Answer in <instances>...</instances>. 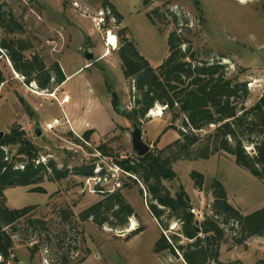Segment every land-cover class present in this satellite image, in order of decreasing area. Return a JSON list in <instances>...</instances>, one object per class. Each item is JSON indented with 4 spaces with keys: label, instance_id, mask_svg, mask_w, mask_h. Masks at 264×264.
I'll list each match as a JSON object with an SVG mask.
<instances>
[{
    "label": "rangeland",
    "instance_id": "374dc122",
    "mask_svg": "<svg viewBox=\"0 0 264 264\" xmlns=\"http://www.w3.org/2000/svg\"><path fill=\"white\" fill-rule=\"evenodd\" d=\"M107 3L113 4L120 13L119 21L111 15ZM0 7L10 11L21 26V31H14V35L23 40L22 45L28 48L25 55L38 54L46 67L58 62L64 73L72 74L65 85L69 96H74L78 104L84 105L91 88L92 94L98 96L101 106L98 109L106 113L107 121H110L109 128L88 126L79 130L73 120H78V112H82L77 107L76 111H72L73 119L67 113L73 131L68 128L44 130L45 121L59 115L58 104L49 92L41 90L36 83L34 85V81L25 84V77L12 69L8 59H3L1 66L5 81L0 85V131L7 133L14 122L21 126L25 141L37 149V162L52 159L59 169L94 165V174L98 171L105 175L110 170L114 173L113 169L117 166L113 163L115 157L136 156L130 136L133 121L126 117L132 102L129 84L123 77L117 54L120 46L118 32L126 29L125 36L134 40L140 54L155 67L166 58L167 36L175 28L166 21L150 24L145 16L147 10L168 9L178 15L179 24L185 25L187 21L189 33L186 37L190 40V51L195 53L198 61L219 60L226 65L229 78L245 83L248 90L244 100L246 107L264 95V0H160L147 9L142 6L141 0H0ZM96 16L102 18L99 30L93 19ZM108 32L111 33L108 42L112 37L115 45L107 44ZM2 36L0 30V38ZM85 49L93 53L90 60L83 55ZM59 86L52 87L57 96L63 93L57 89ZM112 91L118 97L115 106ZM19 95L24 101L22 105ZM22 95L34 101L38 118ZM91 103L88 99L86 104L90 106ZM153 108L155 111L160 108L161 114L149 115L148 112L139 126L143 141L151 150H156L166 147L178 137L175 129L167 127L174 125L180 128L182 116L173 120L172 114L164 110L165 105L159 103ZM97 111L99 116L101 111ZM104 116L102 113L99 119L103 120ZM111 116L114 118L111 119ZM38 121L42 133L36 136L34 127ZM214 128L215 125H209L196 133L204 138ZM86 131H91L88 138L83 136ZM19 148V144L9 146L12 153ZM101 148L107 154H103ZM246 148L253 153L251 145ZM171 166L178 178L162 183L172 195L182 184L197 212H210L212 197L209 185L213 179L226 186L234 206L242 214L264 205V180L239 167L228 154L217 153L204 160L177 159L171 162ZM191 170L204 175L201 190L194 187L189 176ZM113 175L111 180L96 186L94 191L84 186L86 176L76 174H69L59 181L45 179L40 186L45 188L46 193L29 191V187L6 189L4 192L9 207L32 206V217L42 218L46 223L42 234L41 227L30 228L23 223L24 220L16 224L19 232L13 237L14 259L7 264H52L57 251H65L68 246L72 258L67 264H185L179 251L177 256L168 252L162 256L154 251L160 233L171 236L178 230V223L166 221L163 217L166 227L161 229L150 214L145 190L142 194L140 192L142 184L131 180L124 170ZM114 190H120L135 211V216L128 219L125 227L99 226L90 219H77L82 210L100 200L103 192ZM66 209H70L73 216L65 220L61 212ZM195 219L202 220L200 217ZM132 221L134 227L131 229ZM137 227L143 230L129 238L130 231ZM74 230L78 231L76 250L71 249ZM58 239L63 240V249L57 248ZM187 242L185 237L178 240L179 244ZM246 243L249 244L245 248L239 246L234 250L222 244L220 259L229 264H256L264 256V238L253 236ZM32 245H37L34 254L28 250Z\"/></svg>",
    "mask_w": 264,
    "mask_h": 264
},
{
    "label": "trees",
    "instance_id": "16d2710c",
    "mask_svg": "<svg viewBox=\"0 0 264 264\" xmlns=\"http://www.w3.org/2000/svg\"><path fill=\"white\" fill-rule=\"evenodd\" d=\"M160 0H141L147 9ZM110 6L111 15L119 21L120 13L115 6ZM146 19L152 25L166 21L174 25L168 33V54L158 65L152 66L137 49L133 39L125 36L126 29L118 32L120 46L117 50L121 71L129 84L132 106L126 117L140 124L156 103L165 105V111L172 114L173 120L182 116L181 127L169 125L177 131L178 137L164 148L149 150L143 156L115 157L114 164L122 168L134 182L141 183L148 197V209L161 229L166 227L165 220L178 223V230L166 236L160 233L156 240L155 253L164 256L165 252L177 256L181 253L185 264H229L219 260L220 246L227 244L228 249L246 247L247 240L253 236L264 238V205L250 213L242 214L229 203L225 186L216 179L209 185L212 197L209 214L202 220H196L190 209L193 207L182 184L172 195L162 181L178 178L171 166L177 159L204 160L217 153H225L234 158V162L258 179L264 180V95L246 107L244 100L248 96L245 83L233 81L227 75V67L219 60L198 61L195 53L190 51L187 21L179 24L178 15L168 9L154 8L145 12ZM0 85L5 81L2 60L8 59L12 69L25 77V84L34 81L41 90L51 92L54 85H61L65 75L54 62L46 67L38 54L25 55L28 49L23 40L14 35L21 31V26L10 11L0 7ZM184 46V47H183ZM225 58V55H220ZM19 103L24 101L18 96ZM113 105L115 102H113ZM215 125L213 132L201 138L196 132ZM91 131L84 132L85 138ZM25 132L17 123L0 140V264H7L12 256L16 224L24 220L30 228H42L45 221L32 217V206L20 208L9 207L6 203L5 190L13 187H29V191L46 193L40 183L45 179L59 181L69 174L82 176L94 175V165H81L73 168L59 169L52 159L37 162L36 147L26 142ZM19 144L20 148L12 153L9 146ZM251 145L253 153L246 146ZM107 154L104 148L100 149ZM19 164V165H17ZM196 189L201 190L204 175L196 170L189 174ZM66 220L73 216L70 209L61 212ZM135 216V211L120 190L103 192L100 200L82 210L77 219L91 220L96 225L108 224L110 227H125L128 219ZM199 227V231L196 230ZM137 227L130 231L128 237L141 232ZM76 236L73 232L72 250L77 249ZM180 237L188 239L186 244H179ZM22 241V239H21ZM58 249H63V240H57ZM36 244V243H34ZM37 245L28 248L34 254ZM70 247L57 251L52 264L70 262ZM72 258V257H71ZM264 264V256L256 261Z\"/></svg>",
    "mask_w": 264,
    "mask_h": 264
},
{
    "label": "crops",
    "instance_id": "0c3cea01",
    "mask_svg": "<svg viewBox=\"0 0 264 264\" xmlns=\"http://www.w3.org/2000/svg\"><path fill=\"white\" fill-rule=\"evenodd\" d=\"M60 65V64H59ZM60 67H61V65H60ZM61 69H62V71H63V73H64V70H63V68L61 67ZM64 75H65V81L64 82H62V84L59 86V87H57V89L58 90H60L61 92H63V93H65V94H68V95H70L69 94V92H68V90H66L65 89V85H66V82H67V79L72 75H69V74H66V73H64ZM90 94H87V98H86V103H87V100L89 99L90 101H92V103H91V105L89 106L88 104H82V103H80L79 102V104H78V102H77V100H76V98H74V96H70V100H69V102L67 103V104H65L64 105V108H65V111L70 115V117L73 119V117H72V111L74 112V111H76V109H77V107H78V109L79 110H81L82 112H78V113H80L79 115H80V118L77 120V119H73L74 120V122H75V124H76V126L79 128V130H83V129H85V128H87L88 126H89V128H101V129H103V128H106V127H108L109 128V126H110V123H108V122H110V121H107L108 120V116H107V114L106 113H104L101 109H98L99 107H101V106H99V101H98V99H97V97L98 96H95V95H93L92 93H93V91L91 90V88H89V91H88ZM19 96H21V95H19ZM22 96H24V100H25V102H26V104L27 105H29L30 107H29V109H31L32 111L31 112H33V114H34V116H36V118H38L37 116H38V114H37V108L36 107H33V103H34V101L32 100V99H30L29 97H27L26 95H22ZM84 99H85V97H84ZM97 110H100L101 112H99L100 114H99V116H97L98 115V111ZM102 113L103 114H105V116H104V118H103V120L102 119H99V117H101V115H102ZM60 114V113H59ZM53 117H55V116H53ZM52 117V118H53ZM114 117L113 116H111V119H113ZM51 119V118H50ZM50 119H47L46 121H49ZM35 120H38V119H35ZM45 121V122H46ZM39 122V121H38ZM112 123V122H111ZM224 185V184H223ZM225 186V185H224ZM225 189H226V192H227V198H228V201H229V203L230 204H232L233 206H234V202H232V200H231V196H230V194H229V192H228V190H227V188H226V186H225ZM209 196V195H208ZM210 201H211V199H210ZM236 205V204H235ZM247 244H249V243H247ZM237 247H239V246H237ZM237 247H234L233 249H231V250H234L235 248H237ZM219 260L222 262V263H227V262H225V261H222L221 259H220V255H219ZM241 262V261H240ZM239 262V263H240ZM242 263V262H241Z\"/></svg>",
    "mask_w": 264,
    "mask_h": 264
},
{
    "label": "built area",
    "instance_id": "2783aa9c",
    "mask_svg": "<svg viewBox=\"0 0 264 264\" xmlns=\"http://www.w3.org/2000/svg\"><path fill=\"white\" fill-rule=\"evenodd\" d=\"M93 19L95 21V27L97 28V30H99L101 28L102 18L96 16L93 17ZM107 39L108 36H106V41ZM33 84L35 85V82ZM49 96L52 98L53 101H55L58 104L60 108V114L58 116L51 118L49 121L45 122L44 127L42 128L46 131H55L56 129H60V128H68L73 131L72 122L64 108V105L69 102L70 96L65 93H62L61 96H57L54 90L49 92ZM113 170L114 173L116 172V175L118 174V171L123 172V169L120 168L119 166H115ZM110 171H108L109 173L105 175H101L102 173L99 174L98 171H96L94 175L86 176L84 179V186L88 187L91 191H94L96 186L101 185L104 182H108V180H111L113 178L114 173H111ZM190 211L195 217H200V219H203L205 215V213L202 214L200 212H197L194 207H192Z\"/></svg>",
    "mask_w": 264,
    "mask_h": 264
},
{
    "label": "water",
    "instance_id": "95a60500",
    "mask_svg": "<svg viewBox=\"0 0 264 264\" xmlns=\"http://www.w3.org/2000/svg\"><path fill=\"white\" fill-rule=\"evenodd\" d=\"M83 55L86 60H90L93 57V53L88 49H85L83 51ZM111 98L113 102H117L118 100V97L114 91L111 92ZM41 133H42V128L39 126V122H37L34 127V134L36 136H39ZM3 134L4 133L0 131V139L2 138ZM130 136H131V145L133 151L137 156H143L150 150V146L143 141L142 131L137 122H133ZM196 230L199 231V227H196Z\"/></svg>",
    "mask_w": 264,
    "mask_h": 264
},
{
    "label": "bare ground",
    "instance_id": "6f19581e",
    "mask_svg": "<svg viewBox=\"0 0 264 264\" xmlns=\"http://www.w3.org/2000/svg\"><path fill=\"white\" fill-rule=\"evenodd\" d=\"M109 34H111L110 32L108 33V35ZM107 35V36H108ZM107 44L108 45H115V42H114V40L112 39V37H110V39H109V42H108V39H107ZM156 107V106H155ZM161 114V109L160 108H158V111L156 110L155 111V108H152L150 111H149V115H160ZM132 225H131V229L134 227V222L132 221V223H131Z\"/></svg>",
    "mask_w": 264,
    "mask_h": 264
}]
</instances>
